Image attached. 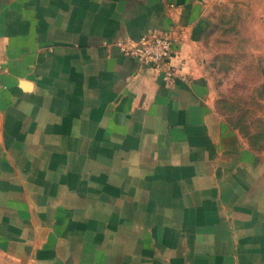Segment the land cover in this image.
<instances>
[{
    "label": "crops",
    "instance_id": "crops-1",
    "mask_svg": "<svg viewBox=\"0 0 264 264\" xmlns=\"http://www.w3.org/2000/svg\"><path fill=\"white\" fill-rule=\"evenodd\" d=\"M209 1L0 0V249L264 264V153L214 107ZM149 33L178 38L172 88L119 50Z\"/></svg>",
    "mask_w": 264,
    "mask_h": 264
},
{
    "label": "rangeland",
    "instance_id": "rangeland-1",
    "mask_svg": "<svg viewBox=\"0 0 264 264\" xmlns=\"http://www.w3.org/2000/svg\"><path fill=\"white\" fill-rule=\"evenodd\" d=\"M200 35L203 67L216 111L264 153V0H210ZM0 249V264H36Z\"/></svg>",
    "mask_w": 264,
    "mask_h": 264
},
{
    "label": "built area",
    "instance_id": "built-area-1",
    "mask_svg": "<svg viewBox=\"0 0 264 264\" xmlns=\"http://www.w3.org/2000/svg\"><path fill=\"white\" fill-rule=\"evenodd\" d=\"M177 42L178 38L173 33H149L137 39L122 40L118 42V47L122 55L149 68L162 84L172 88L180 79L177 68L172 64ZM2 70L0 56V86Z\"/></svg>",
    "mask_w": 264,
    "mask_h": 264
}]
</instances>
